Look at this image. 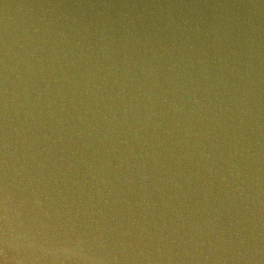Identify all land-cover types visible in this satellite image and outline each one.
Listing matches in <instances>:
<instances>
[{"label": "water", "instance_id": "obj_1", "mask_svg": "<svg viewBox=\"0 0 264 264\" xmlns=\"http://www.w3.org/2000/svg\"><path fill=\"white\" fill-rule=\"evenodd\" d=\"M0 264H264V0H0Z\"/></svg>", "mask_w": 264, "mask_h": 264}]
</instances>
